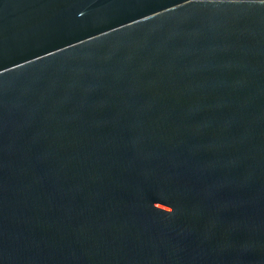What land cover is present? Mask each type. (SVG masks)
Instances as JSON below:
<instances>
[{"label": "water", "instance_id": "water-1", "mask_svg": "<svg viewBox=\"0 0 264 264\" xmlns=\"http://www.w3.org/2000/svg\"><path fill=\"white\" fill-rule=\"evenodd\" d=\"M0 264H264V0H0Z\"/></svg>", "mask_w": 264, "mask_h": 264}]
</instances>
